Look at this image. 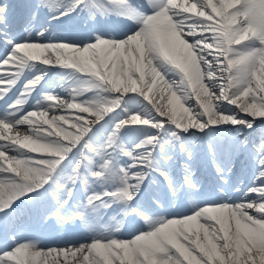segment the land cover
<instances>
[{"label":"snow or ice","instance_id":"1","mask_svg":"<svg viewBox=\"0 0 264 264\" xmlns=\"http://www.w3.org/2000/svg\"><path fill=\"white\" fill-rule=\"evenodd\" d=\"M0 264H264V0H0Z\"/></svg>","mask_w":264,"mask_h":264},{"label":"bare ground","instance_id":"2","mask_svg":"<svg viewBox=\"0 0 264 264\" xmlns=\"http://www.w3.org/2000/svg\"><path fill=\"white\" fill-rule=\"evenodd\" d=\"M53 242H54L53 238H50V237H45L44 238V243L52 244Z\"/></svg>","mask_w":264,"mask_h":264}]
</instances>
